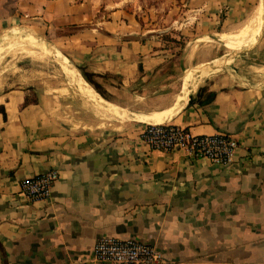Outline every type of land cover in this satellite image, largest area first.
Returning a JSON list of instances; mask_svg holds the SVG:
<instances>
[{"label": "crops", "instance_id": "0c3cea01", "mask_svg": "<svg viewBox=\"0 0 264 264\" xmlns=\"http://www.w3.org/2000/svg\"><path fill=\"white\" fill-rule=\"evenodd\" d=\"M129 3L0 1V34L20 25L51 32L79 68L95 74L109 101L130 109L123 117L84 87L98 110L119 117L82 122L66 108L68 94L55 92L41 69L17 64L0 72V264H116L90 260L105 235L155 244L164 264H264V63L238 66L193 89L194 71L179 105L185 90L173 77L180 62L176 71L167 66L171 44L142 26ZM183 5L174 20L182 32L194 28L197 39L220 25L224 31L238 27L262 6L256 36L227 46L234 57L259 37L264 0ZM11 46L46 53L19 36L0 45V57ZM151 122L227 132L239 146L228 164L183 149H154L141 136ZM52 169L60 175L50 197L23 192V178Z\"/></svg>", "mask_w": 264, "mask_h": 264}, {"label": "rangeland", "instance_id": "374dc122", "mask_svg": "<svg viewBox=\"0 0 264 264\" xmlns=\"http://www.w3.org/2000/svg\"><path fill=\"white\" fill-rule=\"evenodd\" d=\"M183 3L184 0H130L129 3L132 10L136 11L138 21L142 26H146V28H154L155 31L160 34V37L164 41L165 45L171 44L174 51H172V55L169 54L167 56V66L171 67L173 71H176L174 66L176 60L177 62L179 60V69H177L179 70L178 75L174 76L173 80L177 81L180 91L183 90V86L185 84L184 76L185 69L187 67L207 61L217 62L223 58L232 57L233 51H231V48L228 46L239 47L250 42L258 33L262 18V6H260L257 14H254L250 20L243 22V24H240L238 27L232 28V30L229 31H224L225 29L220 25L218 30H214L216 32L211 34V36L197 39L198 36L192 32L194 28H190L191 30L189 29L188 31L185 30L182 32V29L180 28L181 22L174 20V17L181 16L184 8ZM178 23L179 26H177ZM191 27H193V24ZM17 29H12L5 35L16 31V35H18V37L21 34L24 35L26 33H30L24 28H21L20 30ZM35 30L43 35L48 41H51L57 48L58 52H60L61 56L68 60L74 70L83 75L78 64L59 47L57 36H54V34L49 31L45 32V30L40 29ZM170 30H172L174 35H172ZM5 35L0 38L3 39L2 41L9 39V37H5ZM36 39L40 43V48L46 51L48 43H45L39 37H36ZM262 45H264V32L261 34V40L256 46L249 50L246 49L241 51L235 58L226 62L227 68L220 67L209 71L193 69L194 71H199L191 77L193 89L211 76L229 75L230 73H234L238 66H248V63L250 62H256L257 65H261L259 63H264V49H262L261 52L258 50H260L259 46ZM191 48L194 50L192 58L190 60L187 59L186 61L185 58L187 56V52ZM234 52L237 53V51ZM47 53L48 54L41 55L27 53L17 46H11L5 50L2 57H0V72L3 69L5 71H11L13 67L17 66V64L41 69L42 73H44L45 76L51 80V87L55 89V92L59 93L61 90H64L65 93L68 94V100H66L68 101V104L66 108L69 109L75 118L81 120L82 122L93 121L96 117L101 119L102 115H106L107 117H119L118 114L112 111H107L108 109L105 111L98 110L91 98L88 97L83 90L75 84V82L72 81V77L70 75L66 74L63 66H61V64L49 52ZM184 61L187 63L185 64ZM86 81L94 91H98L92 83H90L87 79ZM106 95L110 98V94L108 92ZM179 96H181V94H178V99L180 101L181 98H179ZM116 111L117 110H115V112ZM152 113L147 115H151ZM124 116L125 113L123 117Z\"/></svg>", "mask_w": 264, "mask_h": 264}, {"label": "built area", "instance_id": "2783aa9c", "mask_svg": "<svg viewBox=\"0 0 264 264\" xmlns=\"http://www.w3.org/2000/svg\"><path fill=\"white\" fill-rule=\"evenodd\" d=\"M141 136L151 148L183 149L195 157H207L222 164L232 161L239 146L237 137L227 132L194 133L188 127L170 122L147 123ZM59 175L58 169H52L25 177L21 181L22 190L32 199L48 198ZM90 260L116 264H164V253L155 244L138 238L105 235L94 244Z\"/></svg>", "mask_w": 264, "mask_h": 264}, {"label": "water", "instance_id": "95a60500", "mask_svg": "<svg viewBox=\"0 0 264 264\" xmlns=\"http://www.w3.org/2000/svg\"><path fill=\"white\" fill-rule=\"evenodd\" d=\"M16 28H24L25 30L29 31L30 33L34 34L36 37L41 38L45 43H48V47L46 48V51L49 52L60 64L61 66H63L66 74L70 75L73 79V81L75 82V84L77 86L80 87L81 90H83V92L86 93V95L88 97H90V94L87 92V90L84 88L83 86V82L82 80L84 79L86 81V79L83 77V75H81V73L79 74L77 71L74 70V68L71 66V64L68 62V60H66L63 56H60L58 54V50L57 48L54 46V44L51 41H48L43 35H41L39 32H37L34 28L29 27L27 25H20V27H16ZM11 29H6L5 31H3L0 34V38L2 36H4L7 32H9ZM264 32V22L262 25V29H261V33L260 36L258 37L257 41L250 47L247 48V50L253 48L254 46H256L260 40H261V34ZM227 68L226 66V62L223 60H220L218 62H203L201 64H196V65H191L188 68L185 69V75H187L191 70L196 69V70H204V71H209V70H214L216 68ZM83 78V79H81ZM86 83L89 85V83L86 81ZM96 93H98L103 99L108 100L106 97H104L100 92L95 91ZM115 104V103H114ZM115 108L119 109V110H123L124 112H128L130 109L128 107H123V106H119L117 104H115Z\"/></svg>", "mask_w": 264, "mask_h": 264}, {"label": "bare ground", "instance_id": "6f19581e", "mask_svg": "<svg viewBox=\"0 0 264 264\" xmlns=\"http://www.w3.org/2000/svg\"><path fill=\"white\" fill-rule=\"evenodd\" d=\"M247 22V21H246ZM243 24V23H242ZM256 27H258V26H256ZM21 28H18L17 30H20ZM262 29V28H261ZM235 30V29H234ZM27 31V30H26ZM17 32V31H16ZM16 32H13V33H9V34H7V35H5V37L7 36V37H9V39H11V38H13V37H18V35H16ZM260 33H261V31H260ZM20 37H24V38H32L34 41H35V43L37 44V45H39L40 46V43L37 41V39H36V37L34 36V35H32V34H30V33H26V34H24V35H19ZM259 36H260V34H259ZM3 39H0V45H3L6 41H2ZM257 41V40H256ZM255 41V42H256ZM206 43V42H205ZM252 46V45H251ZM248 47H250V46H248ZM248 47H244V48H240V49H238L237 50V53H235L234 52V54H235V56L233 57V55H232V57H229V60H227V62L228 61H230V60H232L233 58H235L241 51H244V50H246ZM44 51V50H43ZM46 52V51H45ZM37 54H48L47 52L46 53H37ZM58 54H59V52H58ZM33 56V55H32ZM49 57V56H48ZM27 58V57H26ZM219 61V60H218ZM217 61V62H218ZM192 72H194V70H191L187 75H185L184 76V82H185V84H184V86H183V89L185 90L184 91V93L182 94V99H181V102L179 101V99H178V101L180 102L179 103V105H182V103L183 102H185V100L187 99V97H188V94H189V92H190V84L188 83V82H186V79L189 77V75L192 73ZM72 79V78H71ZM81 79H83V78H81ZM72 81H73V79H72ZM74 82V81H73ZM82 82H83V86L85 87V88H87V89H89V90H91L92 91V93L94 94V96L99 100V101H101V102H103V103H106L108 106H110L111 108H113L114 110H117V111H120V113H125L123 110H119V109H117V108H115V104L113 103V102H111V101H109V100H105V99H103L98 93H96L94 90H93V88L90 86V85H88L87 83H86V81L83 79L82 80ZM198 84H199V82H198ZM179 98H181V96H179ZM141 116H143L144 118H146V119H148L145 115H141ZM148 120H151V119H148Z\"/></svg>", "mask_w": 264, "mask_h": 264}, {"label": "trees", "instance_id": "16d2710c", "mask_svg": "<svg viewBox=\"0 0 264 264\" xmlns=\"http://www.w3.org/2000/svg\"><path fill=\"white\" fill-rule=\"evenodd\" d=\"M82 74L84 75V77L94 85V87L106 98H108V96L106 95L107 92L104 88H102V85L100 84V82H98L96 80V78L94 77V73L90 72L88 70H86L84 67H80ZM191 101V100H190Z\"/></svg>", "mask_w": 264, "mask_h": 264}]
</instances>
